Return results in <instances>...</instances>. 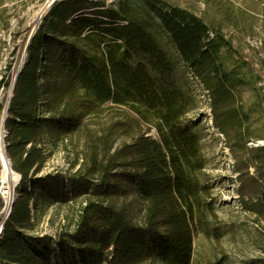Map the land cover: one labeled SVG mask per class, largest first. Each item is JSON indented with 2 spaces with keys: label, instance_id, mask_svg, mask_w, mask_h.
<instances>
[{
  "label": "trees",
  "instance_id": "16d2710c",
  "mask_svg": "<svg viewBox=\"0 0 264 264\" xmlns=\"http://www.w3.org/2000/svg\"><path fill=\"white\" fill-rule=\"evenodd\" d=\"M71 1L44 16L15 81L5 126L21 178L0 235V264H194L196 235L215 240L224 230L202 149L208 126L192 116L189 78L128 4ZM136 1L208 92L237 202L264 232V134L253 132L242 104L249 62L196 12ZM67 142L75 150L69 168L40 175L46 146ZM38 199L77 204L72 224L53 237L27 232Z\"/></svg>",
  "mask_w": 264,
  "mask_h": 264
},
{
  "label": "rangeland",
  "instance_id": "374dc122",
  "mask_svg": "<svg viewBox=\"0 0 264 264\" xmlns=\"http://www.w3.org/2000/svg\"><path fill=\"white\" fill-rule=\"evenodd\" d=\"M65 0H0V110L9 101L14 78L26 58V48L32 34L44 16ZM72 0L70 6L85 5ZM95 1V0H94ZM106 6L128 4L134 17L148 24V28L163 47L169 51L181 71L189 78L195 94L197 109L208 126L202 139V149L207 160V173L213 186V197L218 206V219L223 224V236L213 239L198 233L194 240V264H264V232L252 218L242 211L235 194V173L232 157L225 139L213 126L210 99L197 78H192L161 25L136 0H97ZM171 3L196 12L211 25L222 29L233 47L249 62L242 72L250 85L242 89V104L252 111L253 132L264 134V0H168ZM85 10V9H83ZM227 63L232 65L231 55L224 51ZM150 134L156 137L155 131ZM264 143V140H260ZM57 146L47 145L46 159L40 175L47 172L65 171L74 156L71 142ZM32 206V226L27 230L35 235L55 236L59 229L71 225L77 211L73 206L41 204L38 199ZM38 207V208H37Z\"/></svg>",
  "mask_w": 264,
  "mask_h": 264
},
{
  "label": "built area",
  "instance_id": "2783aa9c",
  "mask_svg": "<svg viewBox=\"0 0 264 264\" xmlns=\"http://www.w3.org/2000/svg\"><path fill=\"white\" fill-rule=\"evenodd\" d=\"M21 66L19 67V71ZM8 106L9 101L4 109L0 110V235L4 228L3 224L10 215L12 206L17 198V186L21 178V175L12 168L11 159L7 153L8 142L6 138L8 136V129L5 126V122L9 114ZM260 142L258 141V143Z\"/></svg>",
  "mask_w": 264,
  "mask_h": 264
},
{
  "label": "water",
  "instance_id": "95a60500",
  "mask_svg": "<svg viewBox=\"0 0 264 264\" xmlns=\"http://www.w3.org/2000/svg\"><path fill=\"white\" fill-rule=\"evenodd\" d=\"M17 75H18V73H17ZM17 75L15 76L14 81H13L12 91H11V94H10V97H9V98H10V100H9V105H10V102H11V100H12V96H13L14 88H15V85H16L15 81H16ZM8 108H9V106H8ZM260 144H264V143H263V142H260Z\"/></svg>",
  "mask_w": 264,
  "mask_h": 264
}]
</instances>
